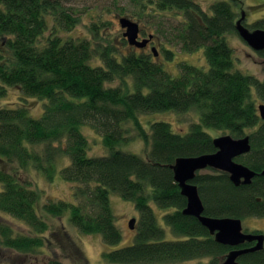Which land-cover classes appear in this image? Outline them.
Masks as SVG:
<instances>
[{"label":"trees","instance_id":"obj_1","mask_svg":"<svg viewBox=\"0 0 264 264\" xmlns=\"http://www.w3.org/2000/svg\"><path fill=\"white\" fill-rule=\"evenodd\" d=\"M140 3L148 16L159 21L168 11L181 12L184 22L172 25L168 40L186 51L202 48L208 66L180 63L175 76L144 48L122 53L104 43L96 23L93 41L64 36L79 17L63 0H0V98L9 87H18L25 96L15 106L0 107V252L27 255L49 247L46 233L51 225L39 212V188L17 176V170L33 167L50 181L59 170L73 187L74 201L47 200L46 213L61 217L69 211L81 232L99 234L108 245L123 239L111 193L134 203L139 212L135 239L103 251L109 263L167 264L210 257L205 264H220L232 247L217 242L197 217L183 213L187 198L173 169L178 157L217 150L209 127L227 130L234 137L249 134L251 150L236 160L257 174L251 183L236 185L227 172L198 171L193 182L198 185L204 214L264 217V174H260L264 119L254 97L264 102V80L236 67L228 39L229 34L238 33L234 7L226 0L213 3L210 12L196 0ZM250 26L264 28V17ZM161 27L158 22V33L168 36ZM258 53L264 57V50ZM165 55L172 58V50L166 48ZM115 80L119 84L113 85ZM28 97L45 101L40 116L32 115ZM192 109L199 112V121L185 132L175 131L168 121H150L149 128L141 121V115L150 112ZM129 121L145 141L147 158L122 148L130 138ZM86 126L102 136L107 153L89 154ZM64 157L68 163L60 161ZM158 209L164 210L163 222ZM13 220L21 221L30 232H18ZM167 228L176 237L168 236ZM73 244L68 242L67 247ZM239 260L264 264V248ZM48 264L64 263L54 259Z\"/></svg>","mask_w":264,"mask_h":264},{"label":"rangeland","instance_id":"obj_2","mask_svg":"<svg viewBox=\"0 0 264 264\" xmlns=\"http://www.w3.org/2000/svg\"><path fill=\"white\" fill-rule=\"evenodd\" d=\"M66 5L72 6L75 9L76 15L79 17V23L76 24L74 29L68 32H63L64 36H71L74 39H89L93 41L94 34L92 31L93 25L98 24L99 32L104 37V43H111L116 46L122 53H128L132 50H141L139 47L131 45L128 39L124 36L125 28L120 23L121 17H128L134 21H137L140 25V39L150 38L149 45L144 48L152 55L154 53L153 47L156 48L158 56L157 60L162 62L165 68L173 75L179 74L180 63L188 62L197 66L207 67V59L204 54V50L198 49L194 51H186L180 48L179 45H175L169 42V37L173 32L171 30L172 25H180L184 22V17L177 10L168 11L164 13V18L159 21L158 17L148 16L143 10L140 0H63ZM205 11H211L210 7L213 3L219 0H196ZM234 7L236 11L237 20L245 14L244 23L251 29V27L257 19L264 17V0H226ZM236 20V21H237ZM158 22H162V27L168 32V36L165 33H158ZM49 35L50 32L47 31ZM229 43L234 50V58L236 67L243 72L256 75L259 79L264 80V57L257 51L252 49L246 41L238 34L231 33L228 35ZM2 41L0 39V48H2ZM4 44V43H3ZM171 49L173 57L168 59L165 55V49ZM143 49V48H142ZM155 54V53H154ZM94 63H98L99 60L94 59ZM119 84L118 80H115L113 85ZM25 97L18 87H9L8 94L0 98V107L15 106L24 100ZM256 104H260L263 101L254 95ZM27 101L33 106L31 111L33 116H40L43 112L44 102L36 97H28ZM259 110V108H258ZM199 112L192 109L185 113H179L176 111H160L150 112L141 115V121L149 128L150 121L163 120L172 124L175 131H188L191 123L199 121ZM130 129L128 136L129 140L123 144L122 148L125 151L137 153L147 158V150L145 141L137 136L134 123L129 121L126 124ZM85 129L90 143L89 154L101 155L107 153V149L102 142V136L93 130L91 127L86 126ZM207 130L215 137L223 134H230L227 130L217 129L213 127L207 128ZM248 132L250 130H247ZM62 163H68L69 158L64 157L60 160ZM210 169H205L202 172H210ZM17 176L22 181H31L34 187L39 188L40 200H39V212L43 214L51 225V230L46 233L49 240V247L43 252L36 254H23L14 250H5L0 252V264H48L51 260L57 259L64 264H124V263H109L106 261L102 253L105 250H112L131 244L137 233V225L139 220V212L136 209L134 203L130 200H125L121 196L115 193H111L112 207L116 216V222L123 233L122 241L117 245H108L104 243L101 235L99 234H86L81 232L70 220V212H66L63 216L57 217L46 213L43 209V205L50 199H66L68 201H74L73 187L69 181L64 180L58 170V173L53 181L46 178L45 174L41 171L31 167L27 170H17ZM1 187V185H0ZM157 208V207H156ZM160 218L162 220V213L164 210L158 209ZM135 218V224L132 228L130 226V220ZM15 229L18 232L29 233V228L21 221L13 220ZM243 226L246 232L264 233V217H247L243 219ZM168 229V236L176 237ZM77 245L83 254L79 253L74 246L71 238ZM67 240H66V239ZM68 242L73 244L67 247ZM255 243V242H254ZM74 254V256H73ZM212 258L206 257L201 259H192L180 262H169L167 264H205ZM153 264H166V263H153Z\"/></svg>","mask_w":264,"mask_h":264},{"label":"water","instance_id":"obj_3","mask_svg":"<svg viewBox=\"0 0 264 264\" xmlns=\"http://www.w3.org/2000/svg\"><path fill=\"white\" fill-rule=\"evenodd\" d=\"M245 14L236 21L238 34L255 51L264 50V28H249L245 23ZM120 23L126 29L124 36L131 45L145 48L149 38L140 39V25L128 17H121ZM156 56L158 53L153 47ZM259 112L264 119V102L260 103ZM215 152L203 153L195 156L178 157L173 164L174 177L178 182L181 193L187 198V205L183 213L195 216L215 236L217 242L228 245L232 249L220 264H243L239 258L241 255L264 248V233L246 232L243 219L239 217L222 216L214 217L204 214L205 206L200 196L198 185L193 182L198 171L213 168L230 174V179L236 184H249L257 172L248 165L236 160L237 157L250 152L251 139L247 134L242 137H234L231 134H223L214 137ZM260 174H264V170ZM135 218L130 220L133 228ZM245 242H255L253 245L239 247Z\"/></svg>","mask_w":264,"mask_h":264},{"label":"flooded vegetation","instance_id":"obj_4","mask_svg":"<svg viewBox=\"0 0 264 264\" xmlns=\"http://www.w3.org/2000/svg\"><path fill=\"white\" fill-rule=\"evenodd\" d=\"M150 43H151V42H150ZM150 43H149V44H150ZM149 44H148V45H149ZM148 45H147V46H148ZM147 46H146V47H147ZM259 113H260V112H259ZM260 117H261V116H260Z\"/></svg>","mask_w":264,"mask_h":264}]
</instances>
